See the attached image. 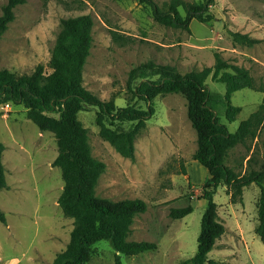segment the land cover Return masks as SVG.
Returning a JSON list of instances; mask_svg holds the SVG:
<instances>
[{"label": "rangeland", "instance_id": "rangeland-1", "mask_svg": "<svg viewBox=\"0 0 264 264\" xmlns=\"http://www.w3.org/2000/svg\"><path fill=\"white\" fill-rule=\"evenodd\" d=\"M6 1L0 0V14ZM154 1L166 7L169 0ZM208 8L213 18L207 22L191 20L187 29L155 21L150 8L135 0H24L13 8L14 18L0 36V67L20 74L31 73L41 64L49 72L60 19L88 13L93 20L92 44L82 70L83 84L100 99L113 98L117 106L136 102L144 107L142 101L130 97L126 79L132 66L148 60L170 64L184 73L212 65L217 51L227 61L248 68L257 84L264 83V0H212ZM180 10L184 14L182 7ZM110 30L122 39L113 40ZM230 30L259 41L235 43ZM206 83L213 94L225 92L224 82L207 77ZM262 98L258 90L235 91L231 96L237 108L235 119L228 122L220 107L222 122L234 131ZM153 102L154 113L134 138L133 157L121 156L99 135L96 107L88 106L78 113L92 156L104 162L96 195L111 200L143 199L146 209L134 216L128 239L156 244L151 250L124 254L116 253L108 240L101 239L93 244L90 259L84 264H178L196 251L206 207L202 184L209 174L192 158L196 132L187 116L184 96L165 93ZM4 112L10 113V119L8 114L0 117L1 160L7 184L0 190V209L6 219L0 221V264H49L65 248L73 226L57 204L63 185L60 169L51 165L57 143L51 131L40 130L25 116L21 105L9 106ZM250 152L238 144L229 150L226 163L236 166ZM226 189L221 184L213 195L226 232L209 257L264 264V242L254 230L259 187L254 183L244 187L242 202L237 203L230 201ZM188 204L193 209L187 215L169 216L170 207Z\"/></svg>", "mask_w": 264, "mask_h": 264}, {"label": "trees", "instance_id": "trees-1", "mask_svg": "<svg viewBox=\"0 0 264 264\" xmlns=\"http://www.w3.org/2000/svg\"><path fill=\"white\" fill-rule=\"evenodd\" d=\"M135 1L147 5L154 20L165 26L189 29L191 20L207 22L213 18L208 8L212 0H169L166 7L154 0ZM23 2L7 0L2 5L0 36L14 18L13 8ZM60 24L48 61L49 72L41 64H37L31 73L20 74L0 67V104L21 105L25 116L40 130L51 131L57 143V154L51 162L60 169L63 180L57 204L63 214L72 219L73 226L65 248L49 264H84L90 259L93 244L101 239L108 240L116 253L135 254L156 247L152 241L128 239L134 216L146 209L143 199L111 200L96 195L95 185L104 162L92 156L87 130L78 113L88 106L96 107L99 135L121 156L133 157L134 138L154 113V98L165 93L184 96L187 116L196 132L192 158L209 174L202 184L201 197L206 200V207L201 216L196 251L190 259L178 264L187 261L192 264H232L209 257L217 239L226 230L213 200L221 184L227 186L232 203L242 202L243 188L247 185L254 183L259 187L254 230L264 242V83L257 84L248 68L227 61L217 51L212 65L184 73L170 64L148 60L132 66L126 79L130 97L142 101L144 107L136 102L117 106L113 98L100 99L83 84L82 70L92 44L90 14L62 17ZM110 33L115 41L123 37L115 30ZM229 33L235 43L251 45L259 41L246 33L232 30ZM207 77L224 82L225 92L222 95L211 93ZM241 88L258 90L263 93V98L236 129L230 131L221 120L219 108L224 109L225 119L232 122L237 108L231 103V96ZM2 113L0 111V116ZM238 144L251 152L248 157L242 156L236 166H230L226 163L229 150ZM3 149L0 141V190L7 187L1 160ZM259 151L262 154L259 155ZM183 173H186L184 168ZM192 209L188 204L170 207L168 213L172 218H181ZM0 221H6L1 209Z\"/></svg>", "mask_w": 264, "mask_h": 264}, {"label": "crops", "instance_id": "crops-1", "mask_svg": "<svg viewBox=\"0 0 264 264\" xmlns=\"http://www.w3.org/2000/svg\"><path fill=\"white\" fill-rule=\"evenodd\" d=\"M9 106H13V105H9ZM8 109V108H7ZM6 114H8V113H6V112H4V113H2V115L0 116V117H7L6 116ZM10 114V113H9ZM9 114H8V116H9ZM8 119H10V116H9V118ZM224 225H226L225 223H224ZM225 232H226V230H225ZM240 232H241V230H240ZM235 233H237L236 231H235ZM241 240L243 239V234L241 235V238H240ZM218 240V239H217ZM214 249V248H213ZM210 253V252H209ZM226 261H228V262H230V263H232V264H240L241 262H240V260H226ZM247 264H257V263H255V262H253L252 260H251V263H247ZM262 264V263H261Z\"/></svg>", "mask_w": 264, "mask_h": 264}, {"label": "built area", "instance_id": "built-area-1", "mask_svg": "<svg viewBox=\"0 0 264 264\" xmlns=\"http://www.w3.org/2000/svg\"><path fill=\"white\" fill-rule=\"evenodd\" d=\"M9 103L5 102V103H1L0 104V111H2L4 113V111L9 107Z\"/></svg>", "mask_w": 264, "mask_h": 264}]
</instances>
